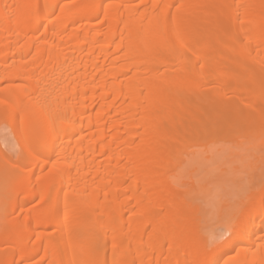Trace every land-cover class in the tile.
I'll list each match as a JSON object with an SVG mask.
<instances>
[{"label":"bare ground","instance_id":"6f19581e","mask_svg":"<svg viewBox=\"0 0 264 264\" xmlns=\"http://www.w3.org/2000/svg\"><path fill=\"white\" fill-rule=\"evenodd\" d=\"M263 95L264 0H0V264H264V171L214 227L168 178Z\"/></svg>","mask_w":264,"mask_h":264},{"label":"rangeland","instance_id":"374dc122","mask_svg":"<svg viewBox=\"0 0 264 264\" xmlns=\"http://www.w3.org/2000/svg\"><path fill=\"white\" fill-rule=\"evenodd\" d=\"M246 85H249L248 82ZM248 87L251 89L250 85ZM257 94H252L250 98L256 99ZM259 98L262 99V95H258ZM259 136L260 123L253 120L250 127L240 125L234 133L220 132L206 140L191 142L183 153L171 161L168 178L178 184V189L198 208L204 226L214 227L216 224L213 223L218 224L219 221L224 223L221 217L230 207L247 193L257 190L264 171V137L259 139ZM0 148L13 159L18 156L14 138L8 135L4 125H0ZM6 191L0 192L1 201L12 195V192ZM5 202L0 204V216L6 213ZM165 249L166 246L163 247Z\"/></svg>","mask_w":264,"mask_h":264},{"label":"snow or ice","instance_id":"6c2138e0","mask_svg":"<svg viewBox=\"0 0 264 264\" xmlns=\"http://www.w3.org/2000/svg\"><path fill=\"white\" fill-rule=\"evenodd\" d=\"M262 223H264V220H262ZM224 237H221V239H223Z\"/></svg>","mask_w":264,"mask_h":264}]
</instances>
